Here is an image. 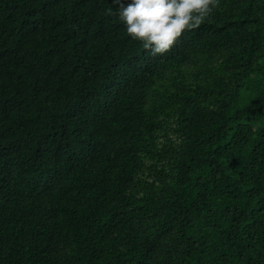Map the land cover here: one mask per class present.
<instances>
[{"label": "trees", "instance_id": "16d2710c", "mask_svg": "<svg viewBox=\"0 0 264 264\" xmlns=\"http://www.w3.org/2000/svg\"><path fill=\"white\" fill-rule=\"evenodd\" d=\"M0 264H264V0L162 56L113 0H0Z\"/></svg>", "mask_w": 264, "mask_h": 264}, {"label": "clouds", "instance_id": "9594fccd", "mask_svg": "<svg viewBox=\"0 0 264 264\" xmlns=\"http://www.w3.org/2000/svg\"><path fill=\"white\" fill-rule=\"evenodd\" d=\"M127 34L152 56L172 50L184 32L199 28L220 0H113ZM108 14L113 15L112 9Z\"/></svg>", "mask_w": 264, "mask_h": 264}]
</instances>
